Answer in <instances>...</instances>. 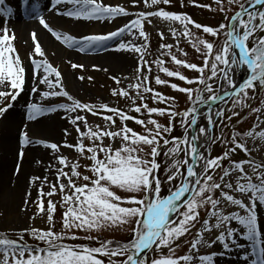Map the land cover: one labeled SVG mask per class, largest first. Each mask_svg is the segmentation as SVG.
<instances>
[{
    "label": "snow or ice",
    "instance_id": "obj_1",
    "mask_svg": "<svg viewBox=\"0 0 264 264\" xmlns=\"http://www.w3.org/2000/svg\"><path fill=\"white\" fill-rule=\"evenodd\" d=\"M179 2L181 7L206 8L223 20L215 26L202 25L186 12L166 10L173 0H132L134 6L143 4L144 10L135 12L123 26L77 39L54 30L39 17V24L57 41L78 53L107 47L108 42L124 36L132 38L119 42L115 49L136 60L135 82L110 93L118 98L116 106L81 102L70 95L61 71L44 58L35 32L30 34L34 48L26 68L15 45V33L0 27V117L24 92L31 70L36 80L33 93L44 85L48 89L42 93L44 99L62 97L67 103L49 107L30 103L27 120L35 122L47 113L61 112L75 133L65 128L62 142L37 145L50 150L51 159L45 175L29 177L36 196L33 199L32 192H26L24 205L33 206L30 219L38 216L46 227L30 224L15 239L8 231H0V264H216L217 257L233 248L243 249L240 240L247 241L250 248L243 255L245 264H264V229L259 224L264 210V160L254 159L247 145V138L264 141V129L255 131L264 125V99L255 108L248 103L255 99L249 91L255 93L259 88L264 92V0H214L215 8L196 0H189L188 5ZM3 5L0 0V16L8 18L12 10ZM61 5L71 7L62 9ZM49 6L54 14L77 21H114L133 15L104 0H49ZM153 19L166 25L168 35L163 28L157 33L158 54L149 61L151 38L146 25L155 27ZM168 36L173 43L164 42ZM182 39L201 58L200 64L180 47ZM69 63L72 69L85 67ZM241 66L242 82L238 78ZM112 78L121 83L120 78ZM159 89L184 95L186 107L181 111L177 97ZM120 99L127 109L119 106ZM226 99L231 107H220ZM245 108V115L256 116L253 129L238 133L231 125L225 134L233 117ZM89 116L94 118L92 122ZM201 119L206 121L203 126ZM129 122L140 131L129 127ZM177 123L184 130L181 136L173 135ZM217 128L221 129L219 135ZM18 144V161H23V149L34 144L26 126ZM216 144L222 152L213 157L209 149ZM240 153L247 158L232 159ZM20 171L18 162L13 174ZM164 184L169 185L166 196L161 194ZM115 230L129 238H104L103 233ZM213 233L214 239L205 238ZM185 244L187 251L181 255L179 250ZM216 245L220 252L201 254L202 248Z\"/></svg>",
    "mask_w": 264,
    "mask_h": 264
},
{
    "label": "rangeland",
    "instance_id": "obj_2",
    "mask_svg": "<svg viewBox=\"0 0 264 264\" xmlns=\"http://www.w3.org/2000/svg\"><path fill=\"white\" fill-rule=\"evenodd\" d=\"M29 1V0H28ZM35 1V0H34ZM197 3L208 5L211 4L213 8L216 7L214 4V0H196ZM20 3L24 4V0H4V5L2 7L4 8H10L11 10L17 8ZM30 3H34L33 1H30L27 3V5H23L25 8L29 9ZM104 3L111 4L113 6L120 5L125 7L130 13H132V16L126 17V18H117L114 21H109L105 25H100V21L92 20V21H85L83 20L86 25L82 26L80 29H78L77 32L74 33L76 36H80L83 38L85 35H104L109 33L110 31L116 30L118 27L123 26V24L132 18H134V14L137 11L144 10L143 4H140L138 6H134L132 3V0H104ZM184 3L186 5L189 4V0H184ZM160 7H165L161 5ZM151 10V9H149ZM166 10L172 11V12H186L188 13L192 19L195 21L201 23L202 25H208V26H215L218 25L223 20V16L217 13H213L212 11H209L206 8H198L195 6H186L181 7L179 0H173V6L166 7ZM42 14H39L37 12L34 13V18L30 17H19V20L22 22V24H31L34 21L38 19ZM9 18H5L3 16H0V27L6 26L9 29L10 33H13L14 30L12 29V25L9 22ZM75 19L73 18H66L65 26L71 27L74 23ZM152 23L156 25L155 27H152L150 25H146V31L150 33L151 38V51L152 55H149L147 59L149 61L153 60L154 57L158 54L157 53V47L159 41L158 32L163 28L165 30L166 36L167 33V27L162 22H160L157 19H153ZM44 29V28H43ZM46 30V29H45ZM193 31H196L195 29ZM15 33V32H14ZM16 41L15 45L16 48L19 51L21 59L24 61V65L26 68L29 67V59L28 54L33 50L34 45L33 41L31 39L30 32H26V34L22 37H18L15 33ZM132 39V38H131ZM60 42V41H59ZM165 43H173V40L170 36H168V39L164 41ZM40 43V42H39ZM180 47L183 48L185 51L189 52L190 57L193 62H196L197 64L201 63V58L197 57V55L194 53L191 46L187 43L185 40H181ZM41 44V43H40ZM60 45L63 47V49H66V51H76L74 48L69 49L66 47V45L62 44L60 42ZM42 49L44 51V46L41 44ZM104 49V48H103ZM102 51V50H101ZM100 52V49H95L93 52L94 54H98ZM90 53V51L86 53L81 54L80 59H75L72 62H77L80 64H83L85 67L84 69H72L70 63L63 64L61 61H59L58 58L45 56L44 58L48 59L49 62L54 66L57 67L63 76V80L65 81L66 90L69 92L70 95H72L74 98L80 100L81 102H87V103H109L112 106L117 105V99L113 98L110 93L113 89H117L120 87H127L129 82L134 83L135 82V72L133 69L136 66V60L133 59V55L130 53H126L127 60L121 70L115 69L112 66H108L105 64H102L101 62H93L88 60L87 58H84ZM87 54V55H86ZM37 59H42L41 57H37ZM170 66V65H169ZM100 69V70H97ZM156 72L155 65H153V73ZM189 76L194 75V73L187 72L186 73ZM28 75V73H27ZM162 75V74H161ZM83 76L85 79L80 80L77 79V77ZM91 77V79H88ZM112 77H117L121 79V83L118 85L115 80ZM27 80V76H26ZM161 91L166 92V94L171 96H176L179 103V109L182 111L186 107V97L182 94L172 92L169 89H159ZM44 91H48V89L44 85H39L38 91L33 93L31 91V88H28L27 83L25 85V90L21 94L20 97H18L17 101L14 102V107L9 109L7 113L3 117H0V188H2V191L0 193V231H8L10 233V238L15 239L16 234L24 228H27L30 224L34 227L38 228H44L46 227L45 222L41 220L38 216L32 220L30 217L34 214L35 208L31 205L25 206L24 200L28 199L26 196V192L31 191L32 192V198L34 199L36 196V192L34 189H31L28 184V179L31 175H45V167L50 162L51 156H50V150L44 149L42 146H37L39 142H56L60 143L63 141V130L65 128H68L70 131L73 132V135H75L74 130L71 128V125L67 123L66 119L62 118V115H64L61 112H55V113H47L40 118H45L48 120V125L45 129L40 130L37 134L29 133L30 137L33 139L34 144L26 147L23 149L24 151V158L23 161H18V149H20V146L18 144V136L17 132L19 129V126L16 125L10 126V119L9 116L14 113L17 109H20L21 104H25V101L31 100V103H36L38 105H42L45 107L49 106H55L59 105L61 103H67L66 98L62 97H54L50 99H44L42 97V93ZM250 96H255V99L249 100L248 103L251 105L252 108L260 106V100L264 99V92H261L259 88H257V91L255 93H252L249 91ZM10 99V98H9ZM26 99L23 103L22 100ZM119 106L122 108L127 109V104L123 99L119 100ZM231 107L230 101L227 100L223 108H229ZM26 108V107H25ZM27 109V108H26ZM239 111V109H237ZM248 111L247 108H245L243 111H241L240 116L233 117L232 121L230 122L229 128L224 129V133L228 134L229 129L231 125H235L236 128L234 131L238 133H243L246 130L253 129L256 116L255 115H245V113ZM243 117V119H241ZM89 121L92 122L94 120L93 117H88ZM261 119H264V114L261 115ZM239 121V123H238ZM161 122L163 123L164 120L161 118ZM129 127H133L135 130L140 131V128L131 122H129ZM264 129V125L261 126V128H256L255 131H260ZM183 128L179 126L177 123V127L175 131L173 132L174 136H181L183 134ZM221 129L217 128L215 129V132L217 135L220 134ZM11 137V141L9 137ZM68 141L71 143L72 138L68 137ZM107 143V141H105ZM117 142L114 147L118 146ZM17 144V147H16ZM247 145L250 149H252V157L256 160H264V141H261L259 138L253 139V138H247ZM17 148V150H16ZM211 152V155L213 157L221 154L222 147L219 144L213 145L211 149H209ZM245 155L243 153H240L239 155H234L232 157L233 160L239 161L242 159H246ZM163 156L160 157L161 162H163ZM39 160L42 163L37 164L36 161ZM21 164V171L19 175H14V169L16 167L17 163ZM225 166H227V161L224 162ZM163 167L161 168V176H163ZM49 178L51 179V174L49 173ZM4 183V184H3ZM168 188L169 185L164 184L162 186V196H166L168 194ZM45 191H47V188H45ZM52 199H58V197H53ZM247 203V201H245ZM22 207H27V211H22ZM243 214V213H242ZM56 229H60V212H57L56 214ZM259 224L261 229H264V210L260 213L259 218ZM235 226V225H233ZM195 231V230H193ZM104 238L107 239H114V240H120L125 241L129 237L120 232L119 230L110 231L103 233ZM215 233L211 237H209L207 234H205L206 239H214ZM25 239H29L27 236ZM29 242L32 243L29 239ZM67 243H83L84 241H66ZM240 244L244 245L243 249L233 248L231 251L232 253L234 251H238L240 255L243 257L246 251H250L249 245L247 241L240 240ZM188 245H184L181 250H179V254H185L187 251ZM221 247L219 245L214 246L211 249H201V254L204 253H212V252H220ZM230 251V252H231ZM227 256V254L225 255ZM224 258L217 257L216 264H220Z\"/></svg>",
    "mask_w": 264,
    "mask_h": 264
},
{
    "label": "bare ground",
    "instance_id": "obj_3",
    "mask_svg": "<svg viewBox=\"0 0 264 264\" xmlns=\"http://www.w3.org/2000/svg\"><path fill=\"white\" fill-rule=\"evenodd\" d=\"M30 1H33L34 3H30L29 9L24 8V6L20 4L17 8L12 10V15L9 18V22L11 23L12 29L16 35L23 38L26 32H30V34L35 32L38 41L44 46V52L46 54L45 56L47 58L48 56L58 58L59 61L65 65L74 61L75 59H80L82 53H78L77 51H66V49H63V47L60 45V42L57 41L55 37H53L47 30L43 29V26L39 24V18L33 20L34 22L31 24H22V22L19 20V17L34 18V13L37 12L42 14L41 16L45 18L46 22L52 28H54V30L62 32L66 35H71L77 39H81V37L74 35V33L77 32L82 26H85L86 23L83 20H75L71 27H66L65 21L67 17L54 14L53 10L49 6V0H29L28 2ZM60 7L62 9H67L70 8L71 5H61ZM108 22L109 21H100V25H105ZM130 39L131 37L124 36L119 38V40L110 41L108 42L107 47L99 48L100 52L98 54L93 53L95 51L94 48L89 50L90 53H88V55L86 54L87 56L84 58H87L93 62H101L102 64L121 70L127 60L126 52L116 51L115 49L118 47L119 42L127 43ZM26 83L28 88H32L36 85V80L33 79L31 70L28 71ZM25 100L26 99L22 100V103ZM30 101L31 100L25 101L26 103L21 104L20 109H17L9 116L10 126H14V128L16 125L19 126L17 135L21 134L25 126L28 133L37 134L40 132V130L45 129L48 125V120L45 118L37 119L35 122H29L27 120L26 108L28 104L31 103ZM205 122V120L201 119L200 125L203 126ZM9 139L11 141V137H9ZM0 190L2 191V188H0ZM221 258L224 259H222L223 261L220 264H245L243 257L238 251H234L233 253L231 251L227 253V256H223Z\"/></svg>",
    "mask_w": 264,
    "mask_h": 264
},
{
    "label": "water",
    "instance_id": "obj_4",
    "mask_svg": "<svg viewBox=\"0 0 264 264\" xmlns=\"http://www.w3.org/2000/svg\"><path fill=\"white\" fill-rule=\"evenodd\" d=\"M244 68H243V66H241V68H239L238 69V78L241 80V82L243 81V78H244ZM227 100L228 99H226V101H225V103L227 102ZM225 103L224 104H222V105H220V107H222L223 108V106L225 105ZM201 110H202V112L204 111V108H203V106H201Z\"/></svg>",
    "mask_w": 264,
    "mask_h": 264
}]
</instances>
